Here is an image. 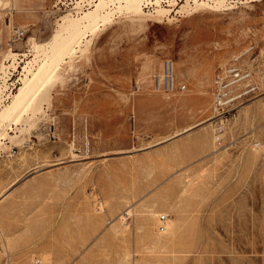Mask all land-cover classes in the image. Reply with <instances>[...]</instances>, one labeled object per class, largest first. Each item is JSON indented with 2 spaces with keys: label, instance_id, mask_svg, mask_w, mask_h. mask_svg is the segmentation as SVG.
Segmentation results:
<instances>
[{
  "label": "rangeland",
  "instance_id": "374dc122",
  "mask_svg": "<svg viewBox=\"0 0 264 264\" xmlns=\"http://www.w3.org/2000/svg\"><path fill=\"white\" fill-rule=\"evenodd\" d=\"M153 2L74 37L97 5L0 0V264H264V81L220 143L212 103L220 65L264 60V0Z\"/></svg>",
  "mask_w": 264,
  "mask_h": 264
},
{
  "label": "built area",
  "instance_id": "2783aa9c",
  "mask_svg": "<svg viewBox=\"0 0 264 264\" xmlns=\"http://www.w3.org/2000/svg\"><path fill=\"white\" fill-rule=\"evenodd\" d=\"M99 0H70L73 5V12L78 14L81 10H87L95 5ZM160 4L179 5L187 3L195 5L196 3L218 4L223 1L225 6L245 3L248 0H159ZM251 1V0H250ZM65 4V2H62ZM156 3V0L155 2ZM150 3V4H153ZM149 5V4H145ZM27 32L25 27H16L14 31V40L20 39ZM176 65L171 58H165L163 61V71L156 75L154 79L155 88L166 93L184 91L187 84H178L176 80ZM261 81H264V60L253 57L248 51L238 53L231 61L218 67L213 78L212 84V103L218 117L216 125L217 142L222 141V133L225 130V121L232 119L240 105L246 101L254 99L260 89ZM254 145L255 147L258 146ZM166 215L162 214L160 219L164 222ZM164 229V225H161ZM39 261H37L38 263Z\"/></svg>",
  "mask_w": 264,
  "mask_h": 264
},
{
  "label": "bare ground",
  "instance_id": "6f19581e",
  "mask_svg": "<svg viewBox=\"0 0 264 264\" xmlns=\"http://www.w3.org/2000/svg\"><path fill=\"white\" fill-rule=\"evenodd\" d=\"M103 1L106 3H110L113 2L114 0H99L98 2L95 3V6L97 5V7L93 10H91L90 12H92V14H90V16H88L87 12L85 15L83 16L84 19L82 20H72L69 22V26L71 28V32H72V36L75 37V35L79 34L82 31L83 27H89L91 25H96L100 20H102L104 23H106L107 18L104 17V15L99 14V9L100 7H103ZM123 1V5H121L120 11H122V8H127L131 11H139L140 10V4L145 1V0H122ZM148 4V3H147ZM94 6V7H95ZM88 11V10H87ZM98 13H95V12ZM82 12V10L80 11ZM79 12V13H80ZM138 13V12H137ZM70 38H68V41L64 42V45L66 46L69 43ZM71 42V41H70ZM63 46V45H62ZM56 48V47H55ZM58 50V49H57ZM60 50V49H59ZM56 51V50H55ZM53 61H51V64H53ZM50 64V65H51ZM50 67V66H48ZM46 68L45 70L48 72L49 68ZM54 68V67H53ZM52 68V69H53ZM51 69V68H50ZM44 70L41 71H37V72H33V77H29L25 80L24 85L20 88V90L15 94L14 99H13V105L15 107H18L19 105H21L22 103H28L30 100V95L32 90L34 89V82L33 79L36 77V75L43 73ZM51 72V71H50ZM176 75V74H175ZM27 100V101H25ZM25 101V102H24ZM11 106V104L9 105V107ZM24 107V106H23ZM8 110V105L7 108H4L0 114L3 113V111H7ZM21 111V110H20ZM19 111V113H20ZM257 148L260 146V143L257 144ZM164 225V229L166 228V220L162 223Z\"/></svg>",
  "mask_w": 264,
  "mask_h": 264
},
{
  "label": "crops",
  "instance_id": "0c3cea01",
  "mask_svg": "<svg viewBox=\"0 0 264 264\" xmlns=\"http://www.w3.org/2000/svg\"><path fill=\"white\" fill-rule=\"evenodd\" d=\"M192 127H190V128H187L186 130H188V129H191Z\"/></svg>",
  "mask_w": 264,
  "mask_h": 264
}]
</instances>
